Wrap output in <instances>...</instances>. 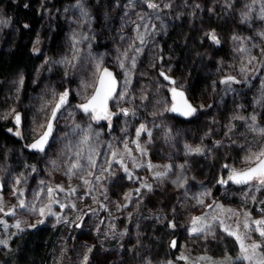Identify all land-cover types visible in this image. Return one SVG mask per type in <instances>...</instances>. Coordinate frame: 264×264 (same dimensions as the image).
Segmentation results:
<instances>
[{
    "label": "rangeland",
    "instance_id": "rangeland-1",
    "mask_svg": "<svg viewBox=\"0 0 264 264\" xmlns=\"http://www.w3.org/2000/svg\"><path fill=\"white\" fill-rule=\"evenodd\" d=\"M8 1L0 0L4 50L19 34ZM19 1L35 11L40 24L28 38L36 55L33 94L28 101L17 95L23 83L18 75L11 83L15 95L0 109V120L10 126L7 132L20 141L19 147L0 150V241L7 242L0 244V254L12 252V240L26 231L48 227L56 232L51 264H85V258L86 264H249L237 259L239 243L214 217L233 228L239 223L241 233L245 222L264 220V185L238 189L220 183L232 168L252 166L245 158L264 150V0ZM148 2L158 7L150 8ZM53 19L62 33L54 51ZM173 30L194 50L193 59L197 43L199 59L223 82L212 96L192 100L206 112L183 127L167 114V86L158 75L174 76L172 51L163 45ZM209 40L221 45L215 56ZM97 65L112 69L118 78L110 105L118 118L109 132L76 107L91 96ZM175 84L185 91L187 81L177 76ZM65 91L67 103L48 149L29 151ZM141 125L146 131L138 136ZM89 126V142L80 145V130ZM79 148L82 167L69 171ZM196 148L201 152L192 151ZM21 200L24 208L18 206ZM49 204L55 215L29 210ZM10 210L15 215H5ZM197 217L204 219L193 225ZM194 226L204 231L194 234ZM145 237L152 238L150 245L140 243ZM261 239L250 231L245 243Z\"/></svg>",
    "mask_w": 264,
    "mask_h": 264
},
{
    "label": "trees",
    "instance_id": "trees-1",
    "mask_svg": "<svg viewBox=\"0 0 264 264\" xmlns=\"http://www.w3.org/2000/svg\"><path fill=\"white\" fill-rule=\"evenodd\" d=\"M25 5L24 1L19 0L8 1L7 5L11 21L17 24L19 34L8 50H4L5 48L0 49V109L1 106L9 100L10 96L13 97L15 95V89L11 83L18 75L22 76L23 83L21 89L16 91L17 95H19L22 100L28 101L33 94V89L30 84L32 82L36 55L33 54L30 48L28 38L38 28L40 19L39 16H36L35 11L30 10V8L25 7ZM51 23L55 27V32L51 37L50 49L54 51L61 40L62 33L60 22L57 19H53ZM182 29L183 25L180 27L179 32H181ZM176 31L173 30L169 33V37L163 43L166 48L170 46V51H172V59L176 64L173 75L175 78L180 76L187 81L186 88H184L190 101L201 98L206 99L212 96L214 90L218 88L221 89L223 86V82H221L222 77L218 78L211 76L215 69L208 68L207 63L205 64L203 60L199 59V55L197 54L199 51L197 43H195L196 57L194 56L195 58L193 59L194 50L191 51L187 45H184V42L187 43V40H184ZM197 32L199 31H195V33ZM209 41V47L211 49L209 50L210 52L212 51L211 54L215 56L217 53H220L221 45L217 42H213V40ZM192 45L193 43L191 42L189 46ZM213 82H215V84ZM18 110L22 111L23 109L19 107ZM205 112L206 111H200L197 116L188 121L177 119H175V121L179 126L183 127L185 124L200 118ZM9 127L7 123H3L0 120L1 151H4L3 148L6 147L15 148L20 146V141L7 132ZM110 130L111 128H108V132ZM219 186H221V184L217 187L219 188ZM225 188L232 187L227 185ZM55 235L56 232L48 227H40L34 231H26L21 236L12 240V252L6 254V256L4 253L0 254L2 256V264H51ZM151 242L152 238L146 240L145 237L140 240L143 246L150 245ZM139 253L141 254L142 250H140Z\"/></svg>",
    "mask_w": 264,
    "mask_h": 264
},
{
    "label": "snow or ice",
    "instance_id": "snow-or-ice-1",
    "mask_svg": "<svg viewBox=\"0 0 264 264\" xmlns=\"http://www.w3.org/2000/svg\"><path fill=\"white\" fill-rule=\"evenodd\" d=\"M148 7L150 8H157L158 6L154 3L148 2ZM212 39L216 40L215 34H212ZM218 43V41H217ZM123 67V65H121ZM98 71H100V66L97 65ZM163 75V73L161 74ZM165 79H169V77L165 76ZM233 77H228V80H233ZM227 82V81H225ZM173 83H175L173 81ZM116 80L113 77V74L109 72L107 69H103L100 71L99 77L96 81V87L94 93L86 98V102L78 105L85 114H90V118L94 119L96 121H99L101 119H106L110 121V117L114 115V113L109 112L108 110V102L110 100H113L116 93ZM173 94L174 101L179 98L178 103H174L171 111H181L182 115H192L195 113L196 109L192 107L190 104L187 103L186 100L183 99L184 94L183 92H178L175 88L171 89ZM124 93H121L119 95V99H123ZM67 97L68 92L65 91L63 94L59 97V102L56 104L55 109L52 112V120L56 118V112L59 111V109L67 103ZM183 109V110H182ZM121 111L124 113V115H128L129 111L128 109H121ZM255 120V117L252 118ZM16 122L19 124L20 117L19 115L16 116ZM41 127H44L41 125ZM80 126L77 125L76 128H79ZM53 125L51 122H49L46 126V130L40 135L39 139H37L32 145H30L31 148L37 149L40 152L44 151L45 145L48 143V138L50 137L52 133ZM11 131V130H10ZM75 131V129H74ZM83 135L82 138L79 141L80 145H87L90 139L89 130L81 129L80 130ZM141 131H146L145 126L141 125L140 129L137 131V135L139 136ZM262 133H264V129L261 130ZM16 135H19V132L16 133ZM96 135H99L98 133ZM150 135V133H149ZM192 151H195L197 153L201 152L200 148L192 149ZM83 154V149L79 148V150L74 154L77 159L75 163H73L69 169V171H72V169H80L82 166L79 162V157H81ZM116 156V153H113V157ZM89 164L94 165L95 161L92 159L91 156L87 157ZM246 162L254 164L253 167H249L244 170H237L235 168L231 169V173L228 176V180L232 181L236 184H248L253 180H257L261 185H264V150H261L258 153H254L249 157L245 158ZM225 167H228L227 165ZM125 171L127 172L128 169L125 168ZM157 176L162 175L161 173H157ZM131 178V176H130ZM227 180H221L220 183L224 184L227 183ZM19 183V181H17ZM85 183H88V181H85ZM151 188L150 185H144ZM60 191H63V188L60 186H57ZM75 191L74 189L72 190ZM54 192V189L49 188L47 189V193L49 196H52ZM202 203V201H201ZM19 207L24 208L25 203L23 200L19 202ZM63 207V205H61ZM220 207V206H217ZM47 209V213L51 215H55L51 212V204L41 207L39 209H36L34 206L31 207L29 210L31 211H37L41 216L45 215ZM3 211V208L0 207V212ZM230 211V210H229ZM5 215H15L14 210H10V212L5 213ZM204 218L197 217L193 219V225H197L199 222H201ZM214 219H217L223 230L229 235L234 236L237 242L240 246V255L237 257L238 260L241 261H247L249 264H264V251H261L262 246H264V220H254L251 221V224L256 225V227L253 229L251 228V224L248 222H245L243 224V228L245 231L243 233L240 232V225L239 223L233 228L231 225H227L224 220H220L218 217H214ZM0 223H4L3 221H0ZM39 223H43V220L39 221ZM15 227L19 228L20 225L17 223ZM22 230V229H21ZM192 233L199 234L200 232H203V228L193 227ZM250 231H255L259 234V236L262 238L261 242H255L253 241L250 245L246 244L245 241L250 238ZM6 241H0V244H6ZM176 242H172V246L175 247ZM181 259H186L185 257H180ZM204 259V258H202ZM87 258H85V264H86Z\"/></svg>",
    "mask_w": 264,
    "mask_h": 264
},
{
    "label": "water",
    "instance_id": "water-1",
    "mask_svg": "<svg viewBox=\"0 0 264 264\" xmlns=\"http://www.w3.org/2000/svg\"><path fill=\"white\" fill-rule=\"evenodd\" d=\"M103 69H107L109 72H111L112 74H113V77L115 78V80H116V82H117V84H116V93H115V97H116V95H117V92H118V89H119V84H118V78H117V76H116V74H115V72L112 70V69H110V68H108V67H103L102 69H100V71H102ZM100 71H99V73H98V77H99V74H100ZM163 73V75H161ZM158 75L161 77V79H162V82L167 86V89H166V92H167V95H168V99H169V101H170V104H169V106H168V109H167V114L168 115H170L172 118H174V119H177V120H183V121H187V120H191L192 118H194L195 116H197L198 115V112H199V110L196 108V106L188 99V97H187V94L185 93V91H183L182 89H180V88H178V87H176L175 86V83H173V81L175 82V80L171 77V76H169V75H167L166 73H164L163 71H159L158 72ZM165 76H167V77H169V79H165ZM98 77H97V79H98ZM95 87H96V85H95ZM173 88H175L178 92H183V94H184V97H183V99L184 100H186L187 101V103L188 104H190L192 107H194L195 109H196V111H195V113L194 114H192V115H182L181 114V111H171L170 109L172 108V106H173V104L174 103H178L179 102V98H177V100L176 101H174V99H173V94H172V91H171V89H173ZM94 91H95V88H94V90H93V92H92V94L94 93ZM91 94V95H92ZM114 100V99H113ZM113 100H110L109 102H108V110H109V112H111V113H113L112 111H111V109H110V105H111V103H112V101ZM59 102V101H58ZM57 102V103H58ZM84 102H86V100L84 101ZM84 102H82V103H84ZM56 103V104H57ZM82 103H80V104H82ZM56 104H55V106H56ZM80 104H77L76 105V107L78 106V105H80ZM55 106L53 107V109H52V111H51V114H50V116H49V118H48V121H47V123H46V126H47V124L49 123V122H51L52 123V125H53V129H52V133H51V135H50V137L48 138V143L45 145V148H44V151H46L47 149H48V147H49V145H50V142H51V138H52V135H53V132H54V123H55V121H56V119H57V116H58V114H59V112H60V110H61V108L59 109V111H57L56 112V118L54 119V120H52V112H53V110L55 109ZM77 109L79 110V113L82 115V116H90V114H85L79 107H77ZM183 110V109H182ZM114 117V115H112L111 117H110V119H112ZM92 121H93V123L94 124H98V123H106L108 120H106V119H101V120H99V121H96V120H94V119H92ZM46 130V127H45V129H44V131ZM43 131V132H44ZM42 132V133H43ZM39 137H40V135L35 139V140H33L31 143H30V145H32L37 139H39ZM30 145H29V147H28V150L29 151H31V152H34V153H42V152H40L39 150H37V149H33V148H31L30 147ZM43 151V152H44ZM254 166V164L252 165V166H250V167H253ZM230 175V173L228 174V176ZM228 176H227V178H226V180L228 181L227 183H226V185H228V186H230V187H232V188H242V187H245V186H247V185H250V184H260L257 180H253V181H251L250 183H248V184H236V183H233L232 181H230V180H228ZM83 219V218H82ZM82 219L80 220V222H78L77 224H76V226L77 227H79L80 225H81V223H82ZM103 217H102V219H101V222L103 221Z\"/></svg>",
    "mask_w": 264,
    "mask_h": 264
},
{
    "label": "flooded vegetation",
    "instance_id": "flooded-vegetation-1",
    "mask_svg": "<svg viewBox=\"0 0 264 264\" xmlns=\"http://www.w3.org/2000/svg\"><path fill=\"white\" fill-rule=\"evenodd\" d=\"M174 77V78H173ZM172 78L175 80V83H176V78H175V76H173ZM175 86H176V84H175ZM192 102V101H191ZM193 103V102H192ZM199 112H200V110H199ZM198 112V113H199ZM114 113V117L112 118V119H110V121L108 120L106 123H103L104 125H107V127L108 128H112V124L117 120V118H118V116H117V114L115 113V112H113Z\"/></svg>",
    "mask_w": 264,
    "mask_h": 264
}]
</instances>
